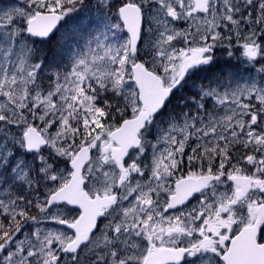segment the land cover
<instances>
[{
	"label": "snow or ice",
	"instance_id": "obj_1",
	"mask_svg": "<svg viewBox=\"0 0 264 264\" xmlns=\"http://www.w3.org/2000/svg\"><path fill=\"white\" fill-rule=\"evenodd\" d=\"M0 264H264V0L0 4Z\"/></svg>",
	"mask_w": 264,
	"mask_h": 264
},
{
	"label": "rangeland",
	"instance_id": "obj_2",
	"mask_svg": "<svg viewBox=\"0 0 264 264\" xmlns=\"http://www.w3.org/2000/svg\"><path fill=\"white\" fill-rule=\"evenodd\" d=\"M11 2H17L18 3L19 0H0V4L11 3ZM66 27H68V26H66L64 23H62V25L60 24V32L57 33V36H59L61 33H63L65 31ZM87 38H88L87 34H84L83 38L79 34H69L66 47L76 48L77 46H83V44L87 40ZM50 47H51V45H50ZM233 62L237 63L236 61H233ZM49 226L54 227L53 225H49Z\"/></svg>",
	"mask_w": 264,
	"mask_h": 264
},
{
	"label": "flooded vegetation",
	"instance_id": "obj_3",
	"mask_svg": "<svg viewBox=\"0 0 264 264\" xmlns=\"http://www.w3.org/2000/svg\"><path fill=\"white\" fill-rule=\"evenodd\" d=\"M234 63V62H233ZM196 196L198 197L199 196V194H196ZM196 203V200L195 199H193L192 201H191V204L189 205V206H191L192 204H195ZM54 226V225H53ZM55 227V226H54Z\"/></svg>",
	"mask_w": 264,
	"mask_h": 264
},
{
	"label": "trees",
	"instance_id": "obj_4",
	"mask_svg": "<svg viewBox=\"0 0 264 264\" xmlns=\"http://www.w3.org/2000/svg\"><path fill=\"white\" fill-rule=\"evenodd\" d=\"M63 23V22H62ZM62 23H61V25H62ZM55 43V37L53 38V42H52V44H54ZM50 47V46H49ZM51 48V47H50ZM49 54H51V51L49 52ZM223 59V58H222Z\"/></svg>",
	"mask_w": 264,
	"mask_h": 264
}]
</instances>
